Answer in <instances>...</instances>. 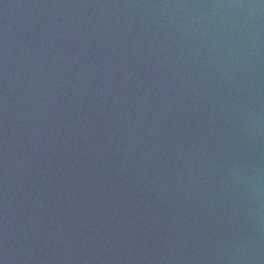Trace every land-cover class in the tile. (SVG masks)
<instances>
[{
	"label": "water",
	"instance_id": "obj_1",
	"mask_svg": "<svg viewBox=\"0 0 264 264\" xmlns=\"http://www.w3.org/2000/svg\"><path fill=\"white\" fill-rule=\"evenodd\" d=\"M0 264H264V0H0Z\"/></svg>",
	"mask_w": 264,
	"mask_h": 264
}]
</instances>
